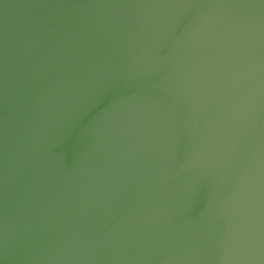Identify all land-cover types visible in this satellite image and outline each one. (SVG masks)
Listing matches in <instances>:
<instances>
[{"label": "water", "instance_id": "obj_1", "mask_svg": "<svg viewBox=\"0 0 264 264\" xmlns=\"http://www.w3.org/2000/svg\"><path fill=\"white\" fill-rule=\"evenodd\" d=\"M0 264H264V0H0Z\"/></svg>", "mask_w": 264, "mask_h": 264}]
</instances>
